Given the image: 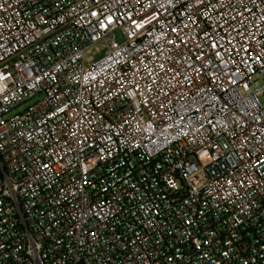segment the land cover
<instances>
[{
	"label": "built area",
	"instance_id": "obj_1",
	"mask_svg": "<svg viewBox=\"0 0 264 264\" xmlns=\"http://www.w3.org/2000/svg\"><path fill=\"white\" fill-rule=\"evenodd\" d=\"M0 264H264V0H0Z\"/></svg>",
	"mask_w": 264,
	"mask_h": 264
},
{
	"label": "rangeland",
	"instance_id": "obj_2",
	"mask_svg": "<svg viewBox=\"0 0 264 264\" xmlns=\"http://www.w3.org/2000/svg\"><path fill=\"white\" fill-rule=\"evenodd\" d=\"M119 41H121L120 37ZM105 51L106 47L104 43H99L89 48L86 52V64H90L91 61L100 59L105 54Z\"/></svg>",
	"mask_w": 264,
	"mask_h": 264
}]
</instances>
